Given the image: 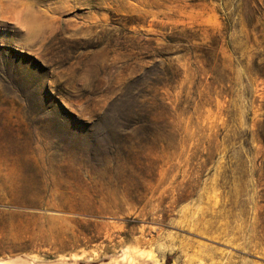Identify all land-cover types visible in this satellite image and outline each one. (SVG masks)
<instances>
[{
  "label": "rangeland",
  "instance_id": "374dc122",
  "mask_svg": "<svg viewBox=\"0 0 264 264\" xmlns=\"http://www.w3.org/2000/svg\"><path fill=\"white\" fill-rule=\"evenodd\" d=\"M264 264V0H0V264Z\"/></svg>",
  "mask_w": 264,
  "mask_h": 264
},
{
  "label": "bare ground",
  "instance_id": "6f19581e",
  "mask_svg": "<svg viewBox=\"0 0 264 264\" xmlns=\"http://www.w3.org/2000/svg\"><path fill=\"white\" fill-rule=\"evenodd\" d=\"M1 264H19V263L16 261H13V262L3 261Z\"/></svg>",
  "mask_w": 264,
  "mask_h": 264
}]
</instances>
